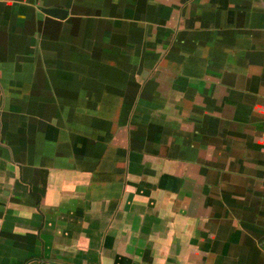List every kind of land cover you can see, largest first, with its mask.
<instances>
[{"label": "crops", "instance_id": "1", "mask_svg": "<svg viewBox=\"0 0 264 264\" xmlns=\"http://www.w3.org/2000/svg\"><path fill=\"white\" fill-rule=\"evenodd\" d=\"M0 264H264V0H0Z\"/></svg>", "mask_w": 264, "mask_h": 264}, {"label": "water", "instance_id": "2", "mask_svg": "<svg viewBox=\"0 0 264 264\" xmlns=\"http://www.w3.org/2000/svg\"><path fill=\"white\" fill-rule=\"evenodd\" d=\"M41 10L48 14V15H52L54 17L57 18H63L64 15L66 14V11L60 8H56V7H51V8H41Z\"/></svg>", "mask_w": 264, "mask_h": 264}]
</instances>
